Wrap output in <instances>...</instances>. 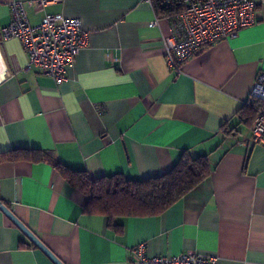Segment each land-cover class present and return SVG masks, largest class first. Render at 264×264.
Returning <instances> with one entry per match:
<instances>
[{"label": "crops", "instance_id": "obj_1", "mask_svg": "<svg viewBox=\"0 0 264 264\" xmlns=\"http://www.w3.org/2000/svg\"><path fill=\"white\" fill-rule=\"evenodd\" d=\"M18 1L31 26L80 19L84 45L56 85L0 34V155L45 154L0 161V202L63 264H131L139 244L149 256L264 264V143L238 113L264 73V3L254 25L174 73L163 49L171 26L142 0H0V28ZM183 152L206 156L209 176L158 216L117 220L118 231L84 212L88 198L54 166L145 180ZM0 264L53 262L0 211Z\"/></svg>", "mask_w": 264, "mask_h": 264}, {"label": "built area", "instance_id": "obj_2", "mask_svg": "<svg viewBox=\"0 0 264 264\" xmlns=\"http://www.w3.org/2000/svg\"><path fill=\"white\" fill-rule=\"evenodd\" d=\"M154 6L157 0H142ZM164 7L161 19L168 22L171 32L163 39L165 63L174 73L203 48L228 40L256 22V9L264 0H158ZM36 4L43 6L46 0ZM12 22L0 28L4 39L16 38L28 57V67L48 74L56 85L65 80L66 69L84 45L81 21L61 15L45 16L37 26L29 25L23 2L11 6ZM158 19V17H157ZM157 20L151 24L155 26ZM258 103L257 115L250 125L253 142L264 143V73L257 75L246 104ZM215 257L194 253L179 256H149L145 244L132 250L131 264H215Z\"/></svg>", "mask_w": 264, "mask_h": 264}, {"label": "trees", "instance_id": "obj_3", "mask_svg": "<svg viewBox=\"0 0 264 264\" xmlns=\"http://www.w3.org/2000/svg\"><path fill=\"white\" fill-rule=\"evenodd\" d=\"M152 8L158 18L165 14L158 0ZM258 108V103L244 105L238 112L240 119L246 118L245 123L251 125ZM43 158L45 154L37 151H11L0 155V161H40ZM54 166L71 187L88 198L84 212L106 217L109 226L117 231L122 228L115 223L119 219L164 213L200 185L211 172L206 156L193 158L188 152H183L166 173L145 180H130L121 174L93 179L86 171L69 170L60 163H54Z\"/></svg>", "mask_w": 264, "mask_h": 264}, {"label": "water", "instance_id": "obj_4", "mask_svg": "<svg viewBox=\"0 0 264 264\" xmlns=\"http://www.w3.org/2000/svg\"><path fill=\"white\" fill-rule=\"evenodd\" d=\"M0 211L21 231V233L37 247L53 264H63L28 228H26L12 212L0 202Z\"/></svg>", "mask_w": 264, "mask_h": 264}]
</instances>
